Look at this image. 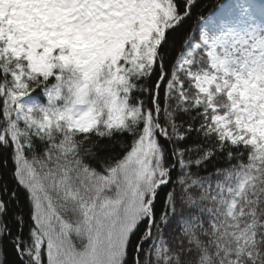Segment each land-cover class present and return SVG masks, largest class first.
<instances>
[{
  "label": "snow or ice",
  "instance_id": "6c2138e0",
  "mask_svg": "<svg viewBox=\"0 0 264 264\" xmlns=\"http://www.w3.org/2000/svg\"><path fill=\"white\" fill-rule=\"evenodd\" d=\"M0 264H264V0H0Z\"/></svg>",
  "mask_w": 264,
  "mask_h": 264
},
{
  "label": "trees",
  "instance_id": "16d2710c",
  "mask_svg": "<svg viewBox=\"0 0 264 264\" xmlns=\"http://www.w3.org/2000/svg\"><path fill=\"white\" fill-rule=\"evenodd\" d=\"M210 2L216 5H221L225 3H230L231 0H210Z\"/></svg>",
  "mask_w": 264,
  "mask_h": 264
},
{
  "label": "rangeland",
  "instance_id": "374dc122",
  "mask_svg": "<svg viewBox=\"0 0 264 264\" xmlns=\"http://www.w3.org/2000/svg\"><path fill=\"white\" fill-rule=\"evenodd\" d=\"M260 17L259 16H257V18H256V23H257V25H259L260 24Z\"/></svg>",
  "mask_w": 264,
  "mask_h": 264
}]
</instances>
